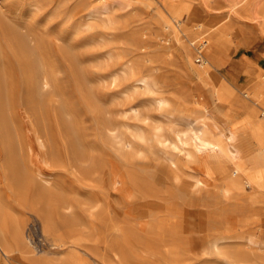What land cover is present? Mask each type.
<instances>
[{
	"label": "rangeland",
	"instance_id": "rangeland-1",
	"mask_svg": "<svg viewBox=\"0 0 264 264\" xmlns=\"http://www.w3.org/2000/svg\"><path fill=\"white\" fill-rule=\"evenodd\" d=\"M191 1L208 20L227 27L216 40L227 55L226 63L217 68L219 75L243 74L252 63L264 72V0ZM106 2L107 11H94L98 0H0V107L5 105L0 110L6 115L0 111L4 122L0 120L4 124L0 130L9 120L6 125L12 128L9 136L14 139L6 143L13 149L10 154L24 165L21 175L27 195H32L36 184L45 182L65 192L79 223L70 234L76 235L79 253L92 264H222L218 249L264 255V174L255 184L228 186L222 168L236 163L230 150L223 154L222 164L205 161L193 140L184 141L185 131L180 132L182 140L172 134L173 128L185 129L183 121L177 113L156 107V85L138 87L129 75L133 69L156 80V72L163 71L161 88L166 91L201 89L194 79L183 75L181 61L167 49L173 40L160 14L168 15L172 5L181 1ZM209 37L207 33L194 38L195 65L201 62L196 61L195 44ZM253 55L261 61L251 58ZM132 61L136 64L131 69ZM32 68L35 75L31 76ZM43 75L48 76L49 85L41 89ZM243 89L236 90V96L250 101ZM94 106L102 107L111 128L131 143L128 147L103 140L102 115L100 118ZM68 108L81 142L80 158L69 151L58 118L59 109ZM33 115L39 117V125ZM232 115L241 117L239 111ZM3 130L0 198L16 206L15 212H22L30 247L45 248L50 238L42 231L40 220L27 209L20 211L7 187L2 159L9 151L2 143L3 137L8 140ZM44 141H52L51 149L43 150ZM3 151L7 153L3 155ZM171 160L178 161L175 167ZM250 167L246 164L245 170ZM4 219L8 231L11 221ZM93 236L105 238L111 245L94 241ZM91 246L99 247L105 259L93 257ZM3 255L0 249V264H26L16 249L10 256Z\"/></svg>",
	"mask_w": 264,
	"mask_h": 264
},
{
	"label": "bare ground",
	"instance_id": "bare-ground-1",
	"mask_svg": "<svg viewBox=\"0 0 264 264\" xmlns=\"http://www.w3.org/2000/svg\"><path fill=\"white\" fill-rule=\"evenodd\" d=\"M98 1L99 5L95 8L94 11H99V9L107 11L109 8L108 2H106V0ZM180 1L181 2L172 5L170 10L168 11V15H163V13L160 14L161 20L162 22H164V26L167 27V33L173 40V42L171 43L172 45H168L167 49H170L171 54L179 58V60L181 61L180 68L184 73L183 75L194 79L196 83H198L199 87H201V89H187L186 87L181 88L177 85L180 89H177L176 91H166L165 89L161 88V81L165 75L163 71L160 70L161 72H156V80L155 78L147 75H139L132 69L135 66V62L133 61V64L131 63L132 65L130 66L132 70L130 71L129 75L130 77H132L133 83L138 87L143 86L145 88L149 87L150 85H156V107L159 108L161 112H168L170 114L177 113L178 117L183 121V126L185 129L182 130L181 128H173L172 134L175 138L182 140L183 137L181 136L180 132L185 131L184 135L186 139L184 141L187 142L188 139L193 140V142L197 145V149L199 152L198 154L204 157L205 161L222 164L223 158H225L223 157V154L227 149L230 150V152L232 153L231 158L234 159L236 163L231 166L228 164V167L225 166L222 168V173L228 186L243 188L246 184H255L262 178L264 174V72H260L259 67L256 65V63H252L247 71L243 74L232 75L228 73L219 75L217 73V68L223 66L226 63L227 55L225 48L217 47L216 40L223 37V35L227 32V27L220 26L218 22H211L206 17H204L203 13H201V11L193 1ZM194 33L197 34L193 35ZM207 33L210 34V37L199 42L204 44V46L202 45L204 48V50L202 49V51H204L203 53L207 55V61L203 57V60L199 62L200 64L195 65L191 45L194 43V38L199 39ZM186 39L188 41H186ZM174 46H178L179 51L176 48L174 49ZM172 57L173 56H171L170 58ZM179 60H176L177 64L179 63ZM166 65L169 66V64ZM31 66L32 65H30V67ZM161 66L162 65H160V67ZM79 69L81 68L79 67ZM123 69L126 70L125 67ZM28 71L29 70H27V72ZM34 71L35 70L33 69L31 72L30 69L29 72H31V76L33 74L35 75ZM47 75H43L41 77V89L47 88V86L49 85V78ZM31 76L30 79L32 80ZM32 82H34V79ZM83 82H85L86 84L88 83L86 81ZM30 84L31 83L29 81V86L32 85ZM241 88H244L241 92L245 95V97L248 96V99L250 101H246L236 96V90H241ZM200 90H203V93ZM35 92H37L36 89ZM27 94L29 93L27 92ZM27 100L29 101L30 98ZM98 100L99 99H97V101ZM32 103L34 104V102ZM133 106L134 105H132V107ZM4 107H0V109L2 110V108L4 109ZM94 108L98 112L100 118L102 115V119L100 120V128L101 135L104 138L103 140L111 143L117 142L119 143L120 147H128L131 143L124 137L116 133L113 128H111L109 120H107L103 116L104 111L102 107L94 106ZM59 110L60 112L58 113L60 117L58 118L60 120V125L63 127L64 137L68 142V149L74 158H80V156L83 154V151L80 147L81 142L75 129V123L69 120V116L72 114V111L69 108L63 110V112H61V109ZM134 110L136 111L135 108ZM233 111H239L241 113V117H234V115H232ZM3 115H5V113ZM5 116H2L3 119L5 118ZM220 116H223L224 118H221ZM34 117L36 121L39 118L37 115H35ZM0 120L1 123H4L2 122L3 120L1 119V117ZM5 120L6 118L4 119V121ZM8 123L9 120L5 123L4 128L2 127L1 129H5L3 130L4 132L2 131V133L4 134V136L7 135L8 140L10 139L9 141L6 139V137H3L5 138V141L2 139V143L5 142V151H9L8 156L6 154L8 151L5 153L3 151L2 153L3 155L6 154L2 160L6 175L7 187L11 192L13 200L18 204L20 211H23V209H27L29 213H33L37 216V218L41 222V226L43 229L42 231L50 238V243H48L45 248L37 250L31 248L26 238V228L24 226L25 218L22 216V212H15L13 209L14 205L12 207L9 203H4L0 198L1 251L4 255L10 256L12 251L16 249L19 252V255L25 260L26 264H92L81 253H79L77 248V244L79 243L77 242L78 239L75 238L76 235L70 234L74 230L75 224H77L78 222H76V213L74 214L73 204L66 199L65 192L59 187H53L49 182H45L40 183V185L36 184L37 186H35L32 190V195H27L25 187H23L22 185L23 178L21 174L23 173L24 167L22 168V166L24 165H22L23 163H21V166L19 160H17L18 158L15 157V155L12 156L13 154H10V151H13V149H9L10 143H6L14 139L12 136V139L9 136L12 133V128L8 129L9 127H7L8 125H6ZM178 125H180V123H178ZM40 128L41 129H38L43 130V132H40L41 135H43L45 130L42 128V126H40ZM5 131H8V134H5ZM156 131L160 132V134H163L161 128H157ZM2 133L1 137L3 136ZM12 144L14 145L15 143ZM52 144V141L42 142L43 150L51 149ZM6 148L8 149L6 150ZM174 156L175 155H173V157ZM174 160H171V164H173L175 167L178 161L176 160L177 162H175ZM246 164H250L251 167L249 168V170H245ZM92 166L95 167V165L93 164ZM90 171L92 172V170ZM117 172L119 173V171ZM97 175L99 176V173ZM202 181L205 180H203L202 178ZM103 206L105 205L103 204ZM5 217H7V219L9 217L11 221V227L8 231H6L4 228L6 227V225L3 227V225L5 224H3V220H5ZM62 228L63 230H61ZM113 235L111 233V236ZM91 239L94 241L99 240L100 243L106 246L111 245V242H109V240H106L105 238L93 236L91 237ZM214 245L215 248L218 247L217 242H215ZM95 247L99 249V247ZM98 249H89V253L93 257H97L99 260H104V253L102 254ZM217 253L220 254L219 257H221L223 260L222 264H264L263 254L253 256V254L246 253L243 249L234 250L233 253L218 249Z\"/></svg>",
	"mask_w": 264,
	"mask_h": 264
},
{
	"label": "built area",
	"instance_id": "built-area-1",
	"mask_svg": "<svg viewBox=\"0 0 264 264\" xmlns=\"http://www.w3.org/2000/svg\"><path fill=\"white\" fill-rule=\"evenodd\" d=\"M202 45H203L202 43L195 44L196 61H202L203 60V54H202L203 46Z\"/></svg>",
	"mask_w": 264,
	"mask_h": 264
},
{
	"label": "crops",
	"instance_id": "crops-1",
	"mask_svg": "<svg viewBox=\"0 0 264 264\" xmlns=\"http://www.w3.org/2000/svg\"><path fill=\"white\" fill-rule=\"evenodd\" d=\"M262 57H263V56H262ZM251 58H254L255 60L257 59V60L261 61V58L258 57V56H256V55H253Z\"/></svg>",
	"mask_w": 264,
	"mask_h": 264
}]
</instances>
